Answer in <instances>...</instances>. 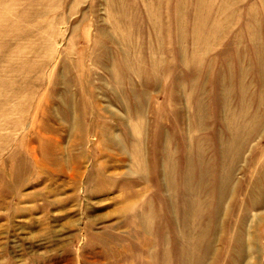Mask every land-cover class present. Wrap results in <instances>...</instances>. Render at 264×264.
I'll use <instances>...</instances> for the list:
<instances>
[{"label":"rangeland","instance_id":"374dc122","mask_svg":"<svg viewBox=\"0 0 264 264\" xmlns=\"http://www.w3.org/2000/svg\"><path fill=\"white\" fill-rule=\"evenodd\" d=\"M0 264H264V0H0Z\"/></svg>","mask_w":264,"mask_h":264}]
</instances>
